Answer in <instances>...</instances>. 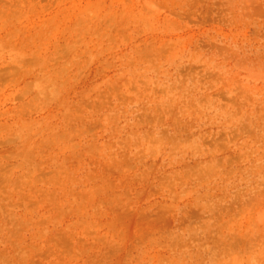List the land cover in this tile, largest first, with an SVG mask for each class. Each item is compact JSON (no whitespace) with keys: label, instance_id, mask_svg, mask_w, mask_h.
Returning <instances> with one entry per match:
<instances>
[{"label":"rangeland","instance_id":"374dc122","mask_svg":"<svg viewBox=\"0 0 264 264\" xmlns=\"http://www.w3.org/2000/svg\"><path fill=\"white\" fill-rule=\"evenodd\" d=\"M0 264H264V0H0Z\"/></svg>","mask_w":264,"mask_h":264}]
</instances>
